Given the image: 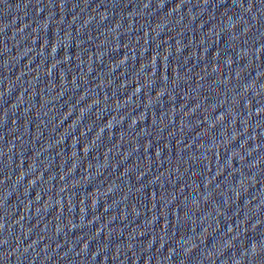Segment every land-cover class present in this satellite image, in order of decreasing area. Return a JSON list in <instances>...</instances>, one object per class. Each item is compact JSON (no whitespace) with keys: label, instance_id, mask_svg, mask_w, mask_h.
<instances>
[{"label":"water","instance_id":"water-1","mask_svg":"<svg viewBox=\"0 0 264 264\" xmlns=\"http://www.w3.org/2000/svg\"><path fill=\"white\" fill-rule=\"evenodd\" d=\"M0 264H264V0H0Z\"/></svg>","mask_w":264,"mask_h":264}]
</instances>
